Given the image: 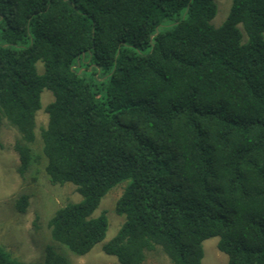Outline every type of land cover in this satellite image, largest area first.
<instances>
[{
    "label": "trees",
    "instance_id": "trees-1",
    "mask_svg": "<svg viewBox=\"0 0 264 264\" xmlns=\"http://www.w3.org/2000/svg\"><path fill=\"white\" fill-rule=\"evenodd\" d=\"M219 1L0 0V135L4 119L19 134L22 175L81 197L32 264L103 243L109 219L94 214L125 183V222L102 246L117 264L159 250L201 264L216 237L229 264H264V0H231L216 28ZM0 264L26 263L0 245Z\"/></svg>",
    "mask_w": 264,
    "mask_h": 264
},
{
    "label": "rangeland",
    "instance_id": "rangeland-1",
    "mask_svg": "<svg viewBox=\"0 0 264 264\" xmlns=\"http://www.w3.org/2000/svg\"><path fill=\"white\" fill-rule=\"evenodd\" d=\"M231 7V0L218 2V12L212 21L214 27L219 28ZM40 72L43 64L38 63ZM53 101L49 91L42 94V110L37 116V131L40 133L47 126L48 115L45 108ZM0 139V245L14 258L26 264L42 261L45 247L51 243L48 222L53 214L70 202H79L80 195L72 185L64 187L52 186L44 175L36 169L22 175L20 155L16 150L20 136L7 120H3ZM115 188L101 202L94 216L105 212L109 219V229L106 239L97 245L91 253L84 257L70 256L71 264H117V259L106 255L102 246L111 241L119 232L125 218L116 214L115 206L124 186ZM21 195L29 196L27 212L22 214L15 207L16 200ZM219 238H212L203 243L204 257L201 264H229L228 257L218 249ZM145 264H172L161 251L150 254Z\"/></svg>",
    "mask_w": 264,
    "mask_h": 264
}]
</instances>
